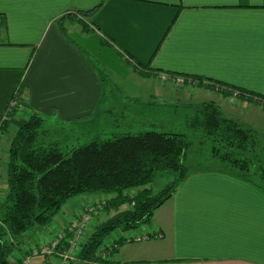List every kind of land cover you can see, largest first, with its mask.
<instances>
[{
  "label": "crops",
  "instance_id": "1",
  "mask_svg": "<svg viewBox=\"0 0 264 264\" xmlns=\"http://www.w3.org/2000/svg\"><path fill=\"white\" fill-rule=\"evenodd\" d=\"M99 2L0 0V195L7 189L2 159L7 165L10 136L33 111L91 135L110 125L123 103L141 126L158 128L176 125L192 105L214 101L225 116L264 129L259 104L205 87L174 97L159 78L160 72L199 75L264 94V3L104 0L82 19L88 30L74 19L59 22L66 12ZM127 54L160 72L140 74ZM108 76L119 86L134 82L141 91L124 89L121 104L114 103L102 80ZM20 82V104L2 129ZM90 124L94 130L83 128ZM43 231L26 234L30 247L23 237L19 252L31 255L32 244L44 242ZM141 233L149 237L136 244L124 239L106 254L109 262L95 264H264V192L227 172L193 170L148 223L121 235ZM19 254L8 264H23Z\"/></svg>",
  "mask_w": 264,
  "mask_h": 264
},
{
  "label": "trees",
  "instance_id": "2",
  "mask_svg": "<svg viewBox=\"0 0 264 264\" xmlns=\"http://www.w3.org/2000/svg\"><path fill=\"white\" fill-rule=\"evenodd\" d=\"M103 1L66 12L59 22L74 19L88 30L82 19L91 18ZM126 58L144 76L160 72L131 54ZM165 73L197 80L198 86L226 95L237 93L244 102L264 107L263 93L199 75ZM22 89L20 82L13 97L16 105L9 106L2 129L17 110ZM190 108L176 125L158 128L141 126L130 115L120 131H115L121 128H115L113 110L111 124L91 135L33 111L9 144L7 189L0 200V264H7L19 249L20 238L48 226L68 200L80 195L106 196L108 217L94 228L73 264L109 262L98 250L111 233L116 230L120 235L148 223L193 170L227 172L264 192V131L225 116L214 101ZM164 176L168 181L154 191V181ZM114 251L116 247L108 254Z\"/></svg>",
  "mask_w": 264,
  "mask_h": 264
},
{
  "label": "rangeland",
  "instance_id": "3",
  "mask_svg": "<svg viewBox=\"0 0 264 264\" xmlns=\"http://www.w3.org/2000/svg\"><path fill=\"white\" fill-rule=\"evenodd\" d=\"M87 20H88V18H87ZM159 75H160L159 78L163 84H168L171 86L172 89H174V90H172V91L176 92V94H175L176 96H174V97H178V98L181 97L182 99L186 98V97L188 98V97L193 95L192 92L204 90V88H202V86H198L197 80L186 79L183 76H173V75H170V74L164 73V72H160ZM102 78H103L102 80H103L104 85H106L107 95H109V93H108L109 87H111V89H112V96L111 97L114 100L113 101L114 103L120 102V104H121L120 100H122V98H124V91H123L124 89L127 92L134 93V94L140 93L139 91H141V87L138 86L137 84H135L134 82H131V81L123 82L124 85L119 86L116 83H114L109 76L107 78L106 77H102ZM108 82H110L109 85L107 84ZM199 89H202V90H199ZM180 93H183L186 96L185 95L180 96ZM232 96L237 97L236 95H232ZM127 98L128 97H125V99H127ZM197 98L200 99L201 97L197 96ZM117 100H119V101H117ZM205 102H207V101H205ZM181 103L183 104L184 102H181ZM251 103L254 105L253 102H251ZM127 104L128 103L121 104L119 109L116 110L117 111L116 115H114L116 117V119H114V118L113 119H114V123L116 125H118V127L115 125L116 126L115 128H121V129H115V131L116 130L117 131L124 130L122 128H125L129 123V121L127 119L130 116L129 110H132V109L130 108L127 110L126 107L122 106V105H127ZM196 104L197 103L195 102V105ZM199 104H201V102ZM199 104H197V105H199ZM215 104H217V103L215 102ZM178 106H180V105H178ZM192 106H194V105H192ZM248 110H249L248 108L242 109V112L243 113L245 112L247 115ZM178 120H182V119L178 118ZM83 128L87 129V130L89 129L90 131L94 130V127L91 124H90V126L88 125L86 128L85 127H83ZM134 130H136V129H134ZM177 130H180V129H177ZM263 130L264 129H261V130L259 129V131H263ZM110 135H108V136H110ZM80 136H82V135L80 134ZM10 137H12V135ZM83 138H84V135L82 136V139ZM82 142H84V141H82ZM2 166L5 170V166H6L5 155H3ZM167 181H168L167 176L157 178L153 183L154 191H158L159 189H161L162 186H164V184ZM5 192H3L0 195V200H1V198H3V196H5ZM105 198H106V196L100 195V194H86V195H80V196H77V197H74V198H71L70 200H68L67 203L64 204V206H62V208L59 210V212L54 216V218L50 222V224L48 226L44 227L47 231L46 232L43 231V235L46 234L44 236L45 239H44L43 244H45V245L43 247H46V249H44V252H41V253L35 255L37 257L34 256V258L31 259L32 262L30 264H43L47 259L49 261V264H62L64 260L62 257H60L59 253H61L62 251L66 252L70 249L72 250V252H70V254H69V258H68L69 262L67 264H73L77 260L76 257L78 255V253L81 251L84 243L87 241L88 237L93 232L94 228L100 222L104 221L108 217V214L106 212H104V205H105L104 199ZM91 207H93L92 210H88L89 208L91 209ZM89 213H90L89 223L85 227L82 228V230L80 231V236L77 238V240L75 242L73 241L74 244L73 243L68 244V242L64 241L56 249L53 248L55 253H54V256H51L52 254H49L48 251L52 249V244L54 243L55 239L57 238V235L59 233H61L62 231H68V236L71 237L72 233H74V231H70L69 228L72 227L74 225V223H79L82 220L84 214H89ZM48 227H50V229ZM30 233H32V232H30ZM118 233L119 232L116 230L111 233V235L105 240L104 244L102 246H100V248L98 250L99 255H102L105 257V256H107L106 253L108 251L111 252L117 246V243L120 239V237H117V235H119ZM138 235H143V233L138 234ZM23 237L25 240L23 239L22 242L25 244V246L28 249L29 245H28V239L26 238L27 236L25 235ZM22 238H20L19 240L21 241ZM29 242L32 243V240H30ZM136 243H139V242H136V241L131 242V244H136ZM115 244H116V246H115ZM32 245H33L32 248L36 247V245H34V244H32ZM21 248H23V245L21 246ZM18 253L21 254L20 260L24 264V260L26 257L24 256V254H22V252H19V249H17L10 256L9 259H11L10 260L11 263L13 261H15V260H13V255H17ZM7 264H8V262H7ZM18 264H20V263H18Z\"/></svg>",
  "mask_w": 264,
  "mask_h": 264
},
{
  "label": "built area",
  "instance_id": "4",
  "mask_svg": "<svg viewBox=\"0 0 264 264\" xmlns=\"http://www.w3.org/2000/svg\"><path fill=\"white\" fill-rule=\"evenodd\" d=\"M236 94L237 93H235L234 95H236ZM92 208L93 207H91V209L89 208L88 210H92ZM89 220H90V213L84 214L82 220L79 223H74V225L69 228L70 231H74V233H72L71 237L68 236V231H62L61 233H59L57 235V238L55 239L54 243L52 244V249L49 250L48 253L52 254L51 256H54V253H55L54 249H56L58 246H60L64 241L68 242V244L73 243V241L75 242L77 240V238L80 236V231L82 230L83 227H85L89 223ZM118 237L123 238L127 241H141L143 239H147L149 237V235L148 234H143V235L137 234V235H131V236H129V235L123 236L120 234V235H118ZM44 245L45 244L42 243V245H40L39 248L33 247L31 250V255H29L28 257L25 258L24 264H30L31 258L33 256H35L41 252H44V249H46V247H43ZM115 246H116V244H115ZM70 250H68L66 252L62 251L61 253H59L60 257H62L63 260L65 261V262L63 261L62 264H67L69 262V260H68L69 254H70V252H72V250L71 251ZM43 264H49L48 259Z\"/></svg>",
  "mask_w": 264,
  "mask_h": 264
},
{
  "label": "snow or ice",
  "instance_id": "5",
  "mask_svg": "<svg viewBox=\"0 0 264 264\" xmlns=\"http://www.w3.org/2000/svg\"><path fill=\"white\" fill-rule=\"evenodd\" d=\"M254 2H255V0H254ZM260 2H261V3H264V0H260Z\"/></svg>",
  "mask_w": 264,
  "mask_h": 264
},
{
  "label": "water",
  "instance_id": "6",
  "mask_svg": "<svg viewBox=\"0 0 264 264\" xmlns=\"http://www.w3.org/2000/svg\"><path fill=\"white\" fill-rule=\"evenodd\" d=\"M75 264H78V263H75Z\"/></svg>",
  "mask_w": 264,
  "mask_h": 264
}]
</instances>
